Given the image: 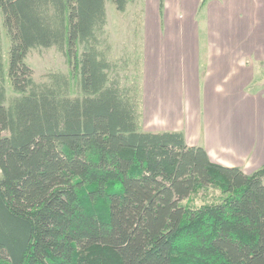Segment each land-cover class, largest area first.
Here are the masks:
<instances>
[{"label": "trees", "instance_id": "trees-1", "mask_svg": "<svg viewBox=\"0 0 264 264\" xmlns=\"http://www.w3.org/2000/svg\"><path fill=\"white\" fill-rule=\"evenodd\" d=\"M106 1L0 0V264H264V163L142 128ZM49 47L68 70L35 80Z\"/></svg>", "mask_w": 264, "mask_h": 264}, {"label": "crops", "instance_id": "crops-1", "mask_svg": "<svg viewBox=\"0 0 264 264\" xmlns=\"http://www.w3.org/2000/svg\"><path fill=\"white\" fill-rule=\"evenodd\" d=\"M152 1L138 12L142 128L180 131L214 161L254 171L264 163V0Z\"/></svg>", "mask_w": 264, "mask_h": 264}, {"label": "rangeland", "instance_id": "rangeland-1", "mask_svg": "<svg viewBox=\"0 0 264 264\" xmlns=\"http://www.w3.org/2000/svg\"><path fill=\"white\" fill-rule=\"evenodd\" d=\"M148 1L149 6H152L154 2L152 0ZM140 5V0H134L126 5L124 11H118L112 2L107 0V23L105 26V36L110 43V57L117 61L120 66L119 72L122 75V82L132 84L136 81L139 87L141 82L139 64L141 27L138 22ZM146 10L150 21L152 10L149 8H146ZM7 46L8 41L3 35V56L5 61L7 59ZM25 61L32 70L33 78L38 81L45 80L48 72L58 70L67 72L68 70L64 56L54 47L31 49L28 51ZM6 86L8 89V84ZM251 148L256 150L258 146Z\"/></svg>", "mask_w": 264, "mask_h": 264}]
</instances>
